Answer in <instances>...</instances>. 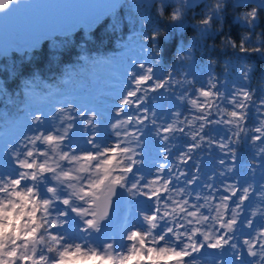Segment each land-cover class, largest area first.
I'll use <instances>...</instances> for the list:
<instances>
[{
  "label": "snow or ice",
  "instance_id": "1",
  "mask_svg": "<svg viewBox=\"0 0 264 264\" xmlns=\"http://www.w3.org/2000/svg\"><path fill=\"white\" fill-rule=\"evenodd\" d=\"M168 2L153 5L171 26L184 23L187 8L204 4L193 21L198 35L221 31L229 5L243 9L234 22L247 30L239 39L222 36L219 46L264 57V32L257 35L264 0H171L179 18L168 17ZM17 3L4 0L0 12ZM141 19L138 39L146 58L131 61L103 124L95 108L69 101L55 108L50 122L33 114L31 130L8 145L9 170L0 171V264L88 258L98 264H198L205 249L216 252L212 264H264V87H252L255 63L248 55L226 58L221 75L210 59L201 80L185 68L194 57L187 47L160 72L161 28L149 35L147 18ZM234 61L240 70L229 80ZM160 97L175 103L161 109ZM77 121L81 138L74 139ZM148 128L157 155L146 170ZM242 144L252 151L243 173ZM117 197L129 207L114 234L105 224Z\"/></svg>",
  "mask_w": 264,
  "mask_h": 264
},
{
  "label": "trees",
  "instance_id": "2",
  "mask_svg": "<svg viewBox=\"0 0 264 264\" xmlns=\"http://www.w3.org/2000/svg\"><path fill=\"white\" fill-rule=\"evenodd\" d=\"M157 5L158 3L151 6L139 5L135 0H125L118 9L113 10L114 14L107 16L90 31L79 28L69 34L54 35L43 40L38 49L24 53L11 50L10 53L0 54V126L24 115L29 103L35 105L45 96H48L47 100L49 101L53 98L57 99L56 94L59 90L63 89L65 93V90H74L80 85L83 91H87L90 83L88 75L95 69L94 64L96 63L117 59L123 65L125 60L129 62L139 58L142 42L138 39V33L144 30V26L141 24L145 23L143 19L140 20L141 17L147 18L146 27L149 35H151V30L157 26L164 29L163 34L156 40L160 48V64L158 66L160 72H165L170 65H174V53L179 48H193L195 63L193 67L188 69L185 65V68L201 80L207 78V62L210 59L214 58L217 61L215 70L222 75L226 58L248 55L250 62L256 65L252 87L257 90L264 87V79H261L260 76L264 70V57L255 53L240 54L230 48L222 49L219 46L222 36L231 35L234 39H239L247 30L239 23L234 22L235 13L243 9L233 10L229 5L226 9L223 29L219 32L213 29L210 34L200 38L201 42L194 44L193 39L197 37L198 31L193 21L202 15L204 4L201 3L185 10L186 25L179 30L173 29L171 25H166L167 16L161 19L157 15ZM174 6V3L169 1L166 13L173 10ZM248 6L250 5L245 7ZM215 27L218 25H214ZM260 31L264 32V9L260 10L257 35ZM253 38L255 39V37ZM152 42L149 40L145 43L150 47ZM209 42L212 43L209 44ZM234 62L236 67L229 72V80H232L236 72L240 70V62ZM25 84L28 86L25 87ZM62 98L63 96L57 101L63 100ZM174 103V100L170 98L160 97L159 99L161 109ZM185 115H188L187 111H185ZM255 123L254 119L250 120V124L255 125ZM218 131H222V129ZM143 139L147 170L152 158L154 159L157 155V142L151 135V128L145 130ZM238 152V168L243 173L246 171L244 166L250 162L252 151L247 145L242 144L239 146ZM213 162V160H206L209 165ZM260 179L261 177L257 175V180ZM123 201L120 211L129 207L126 201ZM254 205L255 203L252 204V207ZM209 252L216 253L215 250L206 249L205 253Z\"/></svg>",
  "mask_w": 264,
  "mask_h": 264
},
{
  "label": "rangeland",
  "instance_id": "3",
  "mask_svg": "<svg viewBox=\"0 0 264 264\" xmlns=\"http://www.w3.org/2000/svg\"><path fill=\"white\" fill-rule=\"evenodd\" d=\"M145 5L151 6L150 4ZM112 14H114L113 10L109 16ZM185 25L186 23L184 21V23H179L177 26H172V28L179 30ZM203 35L206 34L200 33L198 35L197 33V37L199 39L197 37L194 38L193 43L196 44L199 43V41L201 42L200 38ZM139 55L141 57L139 56V58H136L135 60L145 59L147 54L141 51ZM194 63V60H192L186 65V67L189 69L193 67ZM94 66L95 69L88 75L90 76V83L87 91H83L80 85V87L77 86L74 90H65V93L63 92V89L59 90L57 91L56 97L59 99L60 97L65 96L62 98L63 100L57 101L56 98H53L51 101H49L47 100L46 96L42 97L41 101H38L35 103V105L29 103V107L25 110L26 112L24 115L15 118L13 121H8L4 125L0 126V171L9 170V157L6 155L8 145L11 144L15 146L17 140L23 134L31 130V116L33 114L41 113L45 117L46 122H50L47 120V118L55 112L56 107H62L67 102L73 101L82 106L95 108L102 117V124L109 118L111 115L112 106L114 104V99L122 94L124 85L126 83L127 71L132 68L133 65L131 64V61L127 62V60L123 61L122 65L120 64V61L115 59L113 61H106L104 63H96ZM29 135H31V133H29ZM73 138H81V126L79 121L76 123V128L73 132ZM122 199L123 198L121 197L117 198V206L113 210L112 217L110 221L105 224V229L109 233L118 234L123 228V213L125 209H121L120 211L119 207V202ZM253 207H255V205ZM71 264H98V262L92 258H88L73 260ZM199 264H212V262L201 260Z\"/></svg>",
  "mask_w": 264,
  "mask_h": 264
},
{
  "label": "water",
  "instance_id": "4",
  "mask_svg": "<svg viewBox=\"0 0 264 264\" xmlns=\"http://www.w3.org/2000/svg\"><path fill=\"white\" fill-rule=\"evenodd\" d=\"M123 1L18 0L9 10L0 12V53L38 49L43 40L81 27L90 31ZM136 1L153 4V0Z\"/></svg>",
  "mask_w": 264,
  "mask_h": 264
},
{
  "label": "clouds",
  "instance_id": "5",
  "mask_svg": "<svg viewBox=\"0 0 264 264\" xmlns=\"http://www.w3.org/2000/svg\"><path fill=\"white\" fill-rule=\"evenodd\" d=\"M4 2V0H2V2H0V3H3ZM176 7H178V6H174V8H176ZM173 8V9H174ZM156 11H157V14H161V9H160V6H159V4L157 5V9H156ZM168 17H176V18H179V16H180V13H178V12H175L174 10H171L168 14ZM198 19V18H197ZM163 32H164V29H160V33L161 34H163ZM154 35V34H153ZM223 39V37H221V40ZM212 42H209V44H211ZM181 55H183V54H181ZM176 56H177V51L174 53V60L176 59ZM212 59H214V58H212Z\"/></svg>",
  "mask_w": 264,
  "mask_h": 264
}]
</instances>
